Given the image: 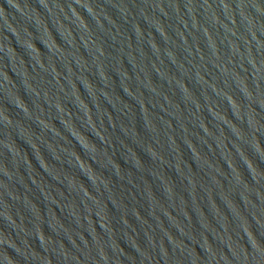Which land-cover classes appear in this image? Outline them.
Listing matches in <instances>:
<instances>
[{"label":"water","instance_id":"1","mask_svg":"<svg viewBox=\"0 0 264 264\" xmlns=\"http://www.w3.org/2000/svg\"><path fill=\"white\" fill-rule=\"evenodd\" d=\"M0 264H264V0H0Z\"/></svg>","mask_w":264,"mask_h":264}]
</instances>
